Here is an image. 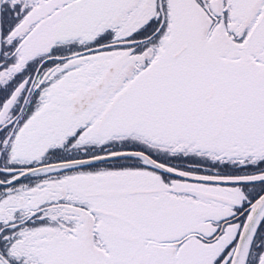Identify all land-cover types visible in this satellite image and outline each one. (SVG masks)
<instances>
[{
  "label": "snow or ice",
  "instance_id": "1",
  "mask_svg": "<svg viewBox=\"0 0 264 264\" xmlns=\"http://www.w3.org/2000/svg\"><path fill=\"white\" fill-rule=\"evenodd\" d=\"M0 264H264V0H0Z\"/></svg>",
  "mask_w": 264,
  "mask_h": 264
}]
</instances>
